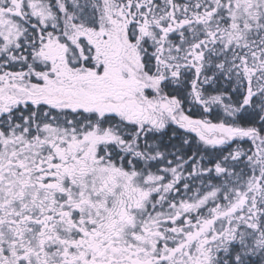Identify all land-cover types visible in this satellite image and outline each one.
<instances>
[{
  "label": "snow or ice",
  "instance_id": "snow-or-ice-1",
  "mask_svg": "<svg viewBox=\"0 0 264 264\" xmlns=\"http://www.w3.org/2000/svg\"><path fill=\"white\" fill-rule=\"evenodd\" d=\"M0 264H264V0H0Z\"/></svg>",
  "mask_w": 264,
  "mask_h": 264
}]
</instances>
